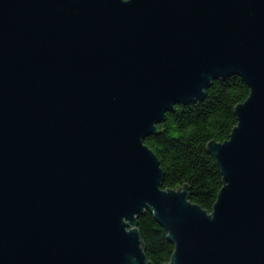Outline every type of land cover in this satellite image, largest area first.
Instances as JSON below:
<instances>
[{"label":"water","instance_id":"obj_1","mask_svg":"<svg viewBox=\"0 0 264 264\" xmlns=\"http://www.w3.org/2000/svg\"><path fill=\"white\" fill-rule=\"evenodd\" d=\"M233 75L208 213L143 139ZM144 211L164 264H264V0H0V264H151Z\"/></svg>","mask_w":264,"mask_h":264},{"label":"trees","instance_id":"obj_2","mask_svg":"<svg viewBox=\"0 0 264 264\" xmlns=\"http://www.w3.org/2000/svg\"><path fill=\"white\" fill-rule=\"evenodd\" d=\"M249 94L247 85L233 75L212 81L201 101L175 105L158 123L156 133L143 139L156 156L163 172L161 187L177 189L186 185L188 199L206 212L212 211L223 185L221 170L207 149L211 142L228 139L237 124L235 106ZM136 229L151 264L169 262L174 244L150 211L136 218Z\"/></svg>","mask_w":264,"mask_h":264}]
</instances>
